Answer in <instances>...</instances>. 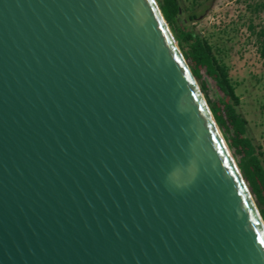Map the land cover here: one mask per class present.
Wrapping results in <instances>:
<instances>
[{
    "label": "water",
    "instance_id": "obj_1",
    "mask_svg": "<svg viewBox=\"0 0 264 264\" xmlns=\"http://www.w3.org/2000/svg\"><path fill=\"white\" fill-rule=\"evenodd\" d=\"M0 264H264L157 0H0Z\"/></svg>",
    "mask_w": 264,
    "mask_h": 264
},
{
    "label": "rangeland",
    "instance_id": "obj_2",
    "mask_svg": "<svg viewBox=\"0 0 264 264\" xmlns=\"http://www.w3.org/2000/svg\"><path fill=\"white\" fill-rule=\"evenodd\" d=\"M179 2L188 9L183 13L187 18L193 0ZM195 9L198 17L187 20L188 25L207 41L212 55L227 68L237 102L219 88L216 77L200 62L193 58L186 61L192 72L197 70L200 74L196 77L197 84L206 100H210L211 108L217 110L220 123L229 127L227 142L234 136L238 138L240 152L234 154L231 148L236 161L239 163L240 157L248 152L247 139L264 167V65L258 54V38L249 28L254 26L255 32L264 29V0H202ZM230 108L245 120L244 133L235 135L234 127L229 126ZM259 186L264 196V183L259 182Z\"/></svg>",
    "mask_w": 264,
    "mask_h": 264
},
{
    "label": "trees",
    "instance_id": "obj_3",
    "mask_svg": "<svg viewBox=\"0 0 264 264\" xmlns=\"http://www.w3.org/2000/svg\"><path fill=\"white\" fill-rule=\"evenodd\" d=\"M161 11L170 25L174 36L182 49V52L185 58H193L196 61L200 62L206 69V71L216 77L219 88L222 91H225L226 94L234 99L237 102V97L234 93V85L231 83L228 77V71L225 65L222 62H219L212 55L211 46L207 43L206 40L202 39L193 29L188 25V21H194L198 14L195 11V7L199 5V2L202 0H193L192 7L189 9L187 18L183 16V13L188 9L182 8L179 0H157ZM188 20V21H187ZM250 30H253V33L256 34L258 38V54L261 60V63L264 65V29H260L257 32L254 31V26L249 25ZM195 77L199 78L200 74L197 70L192 72ZM210 108L212 107L210 100H207ZM212 113L214 114L217 123L222 127L223 135L227 134L229 127L220 123V117L217 114V110L211 108ZM230 114L228 116L229 126L234 127L235 135L244 133L245 120L242 116L237 113L233 108H230ZM228 140V136H224ZM249 145V150L239 159V167L246 178L248 185L250 186L252 193L260 207V211L264 218V196L262 190L259 186V182L264 183V167L261 164V161L258 157V154L255 153L254 148L251 146L249 140L245 139ZM237 137H232L228 142L230 148H234V154L239 153L237 148Z\"/></svg>",
    "mask_w": 264,
    "mask_h": 264
},
{
    "label": "clouds",
    "instance_id": "obj_4",
    "mask_svg": "<svg viewBox=\"0 0 264 264\" xmlns=\"http://www.w3.org/2000/svg\"><path fill=\"white\" fill-rule=\"evenodd\" d=\"M166 180H167V178H166ZM176 186H178V185H176Z\"/></svg>",
    "mask_w": 264,
    "mask_h": 264
}]
</instances>
